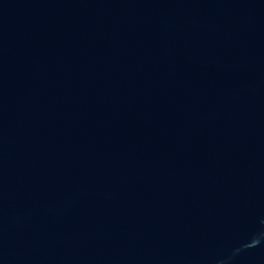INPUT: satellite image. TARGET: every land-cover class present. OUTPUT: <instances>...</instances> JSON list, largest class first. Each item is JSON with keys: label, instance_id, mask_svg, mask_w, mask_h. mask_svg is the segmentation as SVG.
I'll return each mask as SVG.
<instances>
[{"label": "water", "instance_id": "obj_1", "mask_svg": "<svg viewBox=\"0 0 264 264\" xmlns=\"http://www.w3.org/2000/svg\"><path fill=\"white\" fill-rule=\"evenodd\" d=\"M0 264H264V0H0Z\"/></svg>", "mask_w": 264, "mask_h": 264}]
</instances>
